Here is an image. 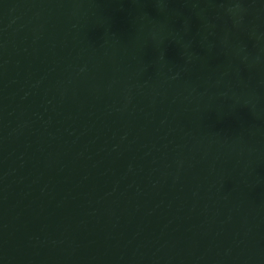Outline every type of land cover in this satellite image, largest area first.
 I'll use <instances>...</instances> for the list:
<instances>
[{
    "label": "water",
    "instance_id": "water-1",
    "mask_svg": "<svg viewBox=\"0 0 264 264\" xmlns=\"http://www.w3.org/2000/svg\"><path fill=\"white\" fill-rule=\"evenodd\" d=\"M0 264H264V0H0Z\"/></svg>",
    "mask_w": 264,
    "mask_h": 264
}]
</instances>
